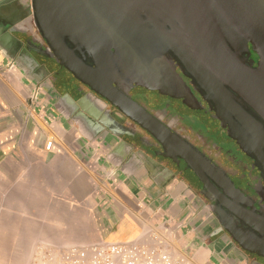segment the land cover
<instances>
[{
    "label": "crops",
    "instance_id": "obj_1",
    "mask_svg": "<svg viewBox=\"0 0 264 264\" xmlns=\"http://www.w3.org/2000/svg\"><path fill=\"white\" fill-rule=\"evenodd\" d=\"M29 7L21 0L0 8V264H43L66 246L132 239L165 217L198 264H254L214 231L206 202L185 177L154 161L150 170L152 161L110 129L91 132L74 116L91 118L102 99L72 96L12 46L6 27Z\"/></svg>",
    "mask_w": 264,
    "mask_h": 264
},
{
    "label": "water",
    "instance_id": "obj_2",
    "mask_svg": "<svg viewBox=\"0 0 264 264\" xmlns=\"http://www.w3.org/2000/svg\"><path fill=\"white\" fill-rule=\"evenodd\" d=\"M30 3L35 27L62 66L146 129L161 154L189 171L201 185V192L211 197L212 211L233 216L252 236L264 241V215L237 202L239 192L232 182L126 94L98 58L99 38L104 34H128L146 46L154 42L197 88L264 179V0ZM251 50L257 56L255 65L244 59ZM106 128L112 130L109 125ZM145 165L152 170L154 162Z\"/></svg>",
    "mask_w": 264,
    "mask_h": 264
},
{
    "label": "flooded vegetation",
    "instance_id": "obj_3",
    "mask_svg": "<svg viewBox=\"0 0 264 264\" xmlns=\"http://www.w3.org/2000/svg\"><path fill=\"white\" fill-rule=\"evenodd\" d=\"M14 1L21 0H0V8ZM6 30L13 37L12 46L28 51L57 87L72 96L92 93L105 102L104 108L94 112L91 118L82 116L78 111L75 113L74 116L83 126L96 132L109 125L111 133L131 152L154 161L156 166L167 168L171 175L185 177L206 202L214 220V231L230 239L254 264H264V246L258 244V238L252 236L233 216L212 211L209 208L211 197L201 192V185L189 171L177 167L161 154L160 146L146 129L62 66L34 25L31 3L28 12L16 24H9ZM98 58L110 72L111 80L118 82L126 94L232 182L239 192L235 195L237 202L242 201L247 207L264 215V179L259 170L240 142L231 135L168 54L152 41L146 46L142 40L128 34H104L99 38ZM256 62L257 57L252 64Z\"/></svg>",
    "mask_w": 264,
    "mask_h": 264
},
{
    "label": "built area",
    "instance_id": "obj_4",
    "mask_svg": "<svg viewBox=\"0 0 264 264\" xmlns=\"http://www.w3.org/2000/svg\"><path fill=\"white\" fill-rule=\"evenodd\" d=\"M51 144L48 141L45 147L50 149ZM178 227L165 217L132 239H100L50 251L43 264H198L175 245Z\"/></svg>",
    "mask_w": 264,
    "mask_h": 264
},
{
    "label": "rangeland",
    "instance_id": "obj_5",
    "mask_svg": "<svg viewBox=\"0 0 264 264\" xmlns=\"http://www.w3.org/2000/svg\"><path fill=\"white\" fill-rule=\"evenodd\" d=\"M255 57H257V56L255 55V53L252 50L250 51L249 54H244V59L246 61H248L249 63H253L255 61ZM260 242H261V244H260ZM258 244L264 246V241L258 240ZM175 245L176 246H179L177 243Z\"/></svg>",
    "mask_w": 264,
    "mask_h": 264
},
{
    "label": "trees",
    "instance_id": "obj_6",
    "mask_svg": "<svg viewBox=\"0 0 264 264\" xmlns=\"http://www.w3.org/2000/svg\"><path fill=\"white\" fill-rule=\"evenodd\" d=\"M249 47L251 48V46L249 45Z\"/></svg>",
    "mask_w": 264,
    "mask_h": 264
}]
</instances>
